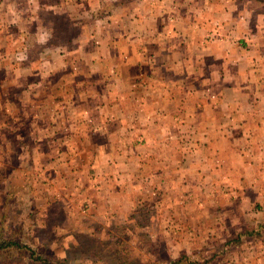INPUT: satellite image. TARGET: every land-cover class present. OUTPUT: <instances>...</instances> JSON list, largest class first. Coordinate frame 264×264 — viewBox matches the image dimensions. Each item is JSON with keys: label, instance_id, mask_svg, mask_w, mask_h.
<instances>
[{"label": "crops", "instance_id": "crops-1", "mask_svg": "<svg viewBox=\"0 0 264 264\" xmlns=\"http://www.w3.org/2000/svg\"><path fill=\"white\" fill-rule=\"evenodd\" d=\"M1 48L0 143L81 144L88 210L152 205L178 257L264 264V0H0Z\"/></svg>", "mask_w": 264, "mask_h": 264}, {"label": "rangeland", "instance_id": "rangeland-1", "mask_svg": "<svg viewBox=\"0 0 264 264\" xmlns=\"http://www.w3.org/2000/svg\"><path fill=\"white\" fill-rule=\"evenodd\" d=\"M45 22L49 24L50 18L45 17ZM68 34L61 32L58 38L65 39ZM10 49L17 53L13 58L18 62L30 60L29 49L16 46ZM2 78L0 75V90ZM12 87L19 89L21 85ZM100 140L94 135L84 149L89 147L93 155L103 146ZM80 147L81 144H66L60 138L42 145L46 156L38 159L34 157L33 144L21 145L13 142V138L0 143V156L4 159H0V242L7 238L28 247L0 252V264H25L29 261V249L52 264H157L177 258L182 249L177 246L179 241L166 239L167 235L156 238L160 234H154L160 225L159 214L152 205L126 219L107 214L105 205L98 206V200L93 201L91 210L85 207L89 196L98 199L97 188L87 191L91 178L96 176L98 180V168L92 170L94 164L90 160L87 163L82 158L72 159V153L81 151ZM191 246L200 250L206 247L202 240L188 247ZM196 259L203 263L210 257L205 253ZM218 262L226 261L218 259Z\"/></svg>", "mask_w": 264, "mask_h": 264}, {"label": "trees", "instance_id": "trees-1", "mask_svg": "<svg viewBox=\"0 0 264 264\" xmlns=\"http://www.w3.org/2000/svg\"><path fill=\"white\" fill-rule=\"evenodd\" d=\"M13 247H16L19 250L28 249V247H26L22 243L14 241V240L9 241V240H7V238H5L4 241L0 242V252L9 250ZM29 250H30V254L28 256L29 261L25 262V264H52L49 261L41 258L39 256V254H37L35 251H33L31 249H29ZM218 253L219 254H216L215 256L210 257L211 259L203 261V263H201L200 261H196L197 260L196 257H192L189 255H182L181 257H179V259L177 261L170 260L167 262L157 263V264H181V263H184V264H209V262H211L214 258L215 259L221 258L220 252H218ZM59 264H62V263H59Z\"/></svg>", "mask_w": 264, "mask_h": 264}]
</instances>
